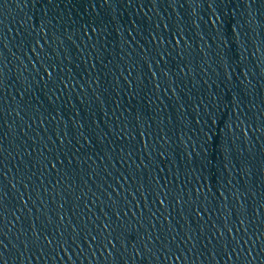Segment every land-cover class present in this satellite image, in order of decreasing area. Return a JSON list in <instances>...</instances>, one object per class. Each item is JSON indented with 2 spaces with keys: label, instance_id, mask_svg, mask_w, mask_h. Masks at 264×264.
I'll return each instance as SVG.
<instances>
[{
  "label": "water",
  "instance_id": "95a60500",
  "mask_svg": "<svg viewBox=\"0 0 264 264\" xmlns=\"http://www.w3.org/2000/svg\"><path fill=\"white\" fill-rule=\"evenodd\" d=\"M0 195L3 264H264V0H0Z\"/></svg>",
  "mask_w": 264,
  "mask_h": 264
},
{
  "label": "snow or ice",
  "instance_id": "6c2138e0",
  "mask_svg": "<svg viewBox=\"0 0 264 264\" xmlns=\"http://www.w3.org/2000/svg\"><path fill=\"white\" fill-rule=\"evenodd\" d=\"M2 199H3V196L2 195H0V201H2ZM0 206H2V205H0ZM36 239L37 240H39V237H36ZM0 243H2V242H0ZM48 243L50 244V243H52V241L51 240H49L48 241ZM28 247V245L27 244H25V248H27ZM0 264H3V261H2V259H0Z\"/></svg>",
  "mask_w": 264,
  "mask_h": 264
}]
</instances>
